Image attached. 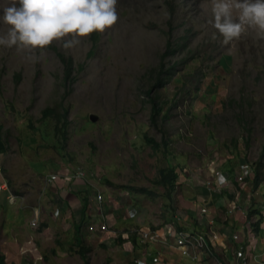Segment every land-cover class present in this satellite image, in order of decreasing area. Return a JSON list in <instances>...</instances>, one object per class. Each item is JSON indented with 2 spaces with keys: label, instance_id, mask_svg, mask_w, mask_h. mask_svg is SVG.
Segmentation results:
<instances>
[{
  "label": "rangeland",
  "instance_id": "374dc122",
  "mask_svg": "<svg viewBox=\"0 0 264 264\" xmlns=\"http://www.w3.org/2000/svg\"><path fill=\"white\" fill-rule=\"evenodd\" d=\"M10 2L0 0V8ZM211 8L210 0H118V22L98 33L91 58L92 35L70 49L52 43L75 61L68 88L48 47L0 46V125L9 150V205L0 216L4 264H136L157 245L143 248L125 234L183 225L195 219L187 215L190 205L196 200L201 209L209 195L213 203L244 198L247 220L259 229L264 221L255 222L250 197H264V34L247 28L228 44L219 33L213 40ZM7 27L0 23V34ZM169 45L167 75L161 62ZM160 79L166 85L159 90ZM151 89L163 108L156 124ZM48 108L68 110V122L43 119ZM244 161L254 168L246 185L232 184V196L210 188L212 170L234 179ZM60 164L70 173L82 169L85 179L49 183ZM172 170L178 178L170 192L162 177ZM99 192L102 204L94 200ZM211 212L222 222L227 211ZM103 217L111 233L87 232ZM82 221L85 255L75 242Z\"/></svg>",
  "mask_w": 264,
  "mask_h": 264
},
{
  "label": "clouds",
  "instance_id": "9594fccd",
  "mask_svg": "<svg viewBox=\"0 0 264 264\" xmlns=\"http://www.w3.org/2000/svg\"><path fill=\"white\" fill-rule=\"evenodd\" d=\"M212 18L208 21L228 44L247 28L264 34V0H210ZM118 0H11L0 8V23L7 32L0 34V46L26 51L44 50L53 42L70 49L103 33L118 22ZM239 15L234 18L233 12ZM31 59V57H29ZM219 180L223 182L224 177Z\"/></svg>",
  "mask_w": 264,
  "mask_h": 264
},
{
  "label": "crops",
  "instance_id": "0c3cea01",
  "mask_svg": "<svg viewBox=\"0 0 264 264\" xmlns=\"http://www.w3.org/2000/svg\"><path fill=\"white\" fill-rule=\"evenodd\" d=\"M8 156H9L8 145L5 136L3 135V127L0 125V166L2 167V169H4L7 164ZM61 172L65 173V171L62 170L57 171L56 173L61 174ZM226 175L229 176V174ZM229 178L231 179L232 184L237 183L236 175L234 176V179L231 176H229ZM5 181L6 178L3 172V174L0 175V186H2ZM59 181H63V179H60L57 182ZM7 192L8 190L0 192V216L3 210L7 208L9 205V195ZM233 194L234 192L230 190L227 192L226 195L232 196ZM259 197L260 195L258 193L257 196L251 195L250 197L252 199V202L255 204V208H254V211L256 212L254 215L255 222H259L261 220L264 221V215L260 214L262 213V210H260L258 207L259 203L262 201L260 200L262 196L260 197V199ZM202 200L206 201V203H203L202 201L203 204L201 205V209H199L200 205L195 200V202H193L190 205L191 208H189L188 210L187 213L188 217L191 218L192 216H194L195 219L187 220V221L185 220L184 224L183 225L179 224V226L192 233H196V232L204 233V234L211 232L218 233L219 240L215 243L214 248L212 247L208 251H201L200 253H198L197 258L193 259V258L181 256L178 249H175L168 245L158 244L156 247L152 248L153 253H151V250H149L150 249L149 248L148 250H146L148 254L146 253L145 257H142L139 260H147L148 264H152V260L150 262V257H149V253H151L152 254L151 259L155 258L156 256H160L161 261L159 264H228L230 261L232 262L234 258L235 249L239 248L240 246L239 244H235L232 240L233 234L237 233L240 234L241 238L244 241H247V243L243 245L251 249V251L247 250L249 256L251 257V264H264V222L260 225L259 229H256L255 225L248 222L247 219H248L249 210L247 211L246 207L244 208L243 206L244 204L242 202L244 198L242 200L241 198L238 200V205L240 207L239 208L240 210L237 209L233 214L229 213L230 210L229 208H231V205L236 202H231L230 204H227V201L225 200V198H223V196L220 197L217 203L212 202L213 197H211L210 195L204 197ZM249 202H251L250 199ZM213 206L218 211L221 212L223 210L227 211L226 215L222 219L223 220L222 222L218 218V217L222 218L219 212L210 213V210ZM204 207L208 208L209 216L214 218L213 226H210L208 224V220H209L208 216L202 213V209ZM198 209L200 211L199 213H198ZM251 212H253V210ZM239 214H242L243 216L241 215L240 217ZM260 233H261V238L259 237ZM250 234L252 235L251 237H249ZM255 237H257L258 240ZM138 243L140 244L141 247H143L139 240ZM180 257L185 261L184 262L181 261V259H179Z\"/></svg>",
  "mask_w": 264,
  "mask_h": 264
},
{
  "label": "built area",
  "instance_id": "2783aa9c",
  "mask_svg": "<svg viewBox=\"0 0 264 264\" xmlns=\"http://www.w3.org/2000/svg\"><path fill=\"white\" fill-rule=\"evenodd\" d=\"M61 168L60 170L65 171V173H55L52 174L48 182L49 183H55L60 179H63L65 181H81L85 179V172L82 169H78L74 173H70L69 168L66 167L65 164H60ZM213 172V179L210 181L209 186L211 189L215 190V192H228L231 190L232 181L225 173L214 169ZM3 174V169L0 166V175ZM223 176L224 180L221 182L219 180V177ZM254 177V168L251 164L244 161V163H241L239 167L237 168L236 172V182L238 185H246L248 181H251V179ZM8 190V183L7 181L4 182L2 186H0V192ZM263 198V199H262ZM260 200H262L258 207L260 210H262V215H264V197H262ZM94 200L102 204L104 202V195L99 192L95 195ZM93 200V201H94ZM239 205L237 203H233L231 205V208H229V213L233 214L237 209H239ZM134 210V209H132ZM202 213L208 216V224L210 226H213L214 224V218L209 216V210L207 207H204L202 209ZM137 216L136 211H130L129 217L131 219H134ZM100 226L99 225H93L89 226L87 232H93V233H103L106 234L108 231L109 233L112 232L111 226L109 225V222L104 219H100ZM31 225L35 227L37 225V220H34L31 222ZM114 233V232H113ZM130 234H136L138 240L142 244L143 247L147 246L148 244L151 245H168L175 249H178L181 256L183 257H189L196 259L198 253L201 251H208L210 248H214L215 243L219 240V234L216 232L211 233H192L189 232L186 229H183L176 223H173L172 225L165 226L162 229L157 230H150V229H141V230H132L131 233H127V238L130 239ZM251 234L249 235V237ZM232 240L235 244H239V248H236L234 251V258L232 262L230 261L228 264H251V257L249 256L248 251L246 250L244 244V240L241 238L240 234H233ZM161 261L160 256H156L152 260V264H159ZM136 264H148L147 260H139L136 261Z\"/></svg>",
  "mask_w": 264,
  "mask_h": 264
},
{
  "label": "trees",
  "instance_id": "16d2710c",
  "mask_svg": "<svg viewBox=\"0 0 264 264\" xmlns=\"http://www.w3.org/2000/svg\"><path fill=\"white\" fill-rule=\"evenodd\" d=\"M169 7L171 9L172 12H176V8L173 6V2L169 1ZM99 39V35L98 33H93L92 34V41H93V49L88 53L87 58H91V56L94 54V48L97 45V41ZM49 49H51L52 51L55 52V54L57 55V57L59 58V60L61 61V63L64 66V83H65V87L68 88L70 87V85L74 82L75 78V71H76V66H75V61L72 57H69L67 55H65L63 52H61L58 47H56L55 45L51 44L50 46H48ZM172 52H174V50L172 49V47L169 45L167 52H165V54L163 55L162 58V62H161V72L163 73H170L173 69V67H168L166 68L165 66V62L164 60H166V58L172 54ZM174 54V53H173ZM86 68V63L80 64L78 67V70L83 71ZM163 79L159 80V84L157 86V88L160 90L162 89V87H164L166 85V82L162 81ZM152 90L151 89L149 91V95L151 96V103H152V108H153V116H152V121L154 124L157 123L158 121V117L160 116L161 112H162V105L161 102H159V98H158V94L156 96H154L152 94ZM50 116L55 117L59 123L64 122L67 123L68 122V110H64L62 113H60L58 111V109L56 108H48L46 110H44L43 112V119L48 118ZM178 178V174L172 170L170 171L169 174H164L162 177L163 180V185L165 186V184L169 185L171 188V191H174L175 187V182ZM260 184V176L259 174L256 175V182H255V187L257 188ZM87 204L83 205V209H82V214L85 215L86 211H87ZM82 228H83V221L80 222L79 224L75 225V242L76 245L80 248L81 250V254L85 255L86 252H88V248H86L85 246V242H84V238L82 235ZM130 241L134 240L136 241V244L138 243V238L136 234H131L130 235ZM139 244V243H138ZM0 264H4V257H0Z\"/></svg>",
  "mask_w": 264,
  "mask_h": 264
}]
</instances>
